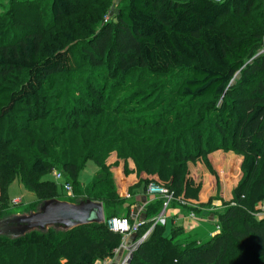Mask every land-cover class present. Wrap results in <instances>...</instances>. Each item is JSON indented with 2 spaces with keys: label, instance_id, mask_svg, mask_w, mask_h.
<instances>
[{
  "label": "trees",
  "instance_id": "16d2710c",
  "mask_svg": "<svg viewBox=\"0 0 264 264\" xmlns=\"http://www.w3.org/2000/svg\"><path fill=\"white\" fill-rule=\"evenodd\" d=\"M45 1L50 13L44 21L48 20L50 28L62 24L64 32L45 35L32 27L34 16L16 23L12 6L0 17V219L10 214L9 190L15 181L36 195L29 213L44 202L64 201L58 183L44 180L57 170L73 187L68 201L82 198L102 203L106 220L68 231L51 227L14 239L0 236V264H95L114 257L124 239L108 228L107 220L129 213L121 212L126 201L118 195L104 162L105 147L123 150L119 158L129 159L145 175L140 180L145 191L151 183H161L185 199L190 194L187 164L203 160L219 183L211 155L222 151L242 156V175L233 198L214 213L220 226L217 235L202 245L183 243L178 240L183 227L172 225L167 235V226L157 225L138 242L129 264H264V218L256 217L257 204L264 202V62L260 58L254 63L262 64L251 62L264 47V33L236 36L221 26L227 17H250L254 0H122L113 19L96 31L91 28L93 20L76 19L75 0H35L32 4L38 9ZM112 3L107 0L102 16L110 12ZM15 30L18 34L13 37ZM78 30L91 39L84 55L91 67L100 69L95 75L102 87L89 81L84 84L88 78L83 80L72 50L64 46V41L76 44ZM19 73L23 78L17 87L5 83ZM58 77L69 78L70 86L76 78L79 86L69 87ZM169 77L176 78L177 97L188 103L168 105L158 92V97L149 96L150 103L144 104L145 94L137 89L129 96L135 79L154 82ZM72 95L80 109H61L64 99L67 104L76 102ZM206 98H212L208 110L193 106L194 101ZM101 101L104 112L113 118L94 135L96 147L84 141L75 150L84 154L83 160L68 157L59 165L57 152L62 154L63 147L52 152L51 143L57 144L58 139L69 143L68 132L84 131L79 126L86 129L90 120L80 119L78 112L85 108L92 115L94 102ZM5 122L7 128L2 126ZM39 122L43 123L38 127ZM52 129L59 132L53 136L47 132ZM89 161L98 170L85 185L79 176ZM163 204L162 199H155L146 207L152 219L145 220L135 233L137 241L151 228ZM212 204L209 200L208 205L180 207L199 214V207Z\"/></svg>",
  "mask_w": 264,
  "mask_h": 264
},
{
  "label": "rangeland",
  "instance_id": "374dc122",
  "mask_svg": "<svg viewBox=\"0 0 264 264\" xmlns=\"http://www.w3.org/2000/svg\"><path fill=\"white\" fill-rule=\"evenodd\" d=\"M32 1H35V0H32ZM32 1L31 0H0V17H3L5 15L4 13L7 12L12 6V9H14L16 11V19L14 20L16 23H20V24L25 23L24 16L28 15L31 17L34 16V25L32 27L37 28L39 31L44 32L45 35L46 34L48 35V34L55 32V31H56L55 33H62L66 30L65 26H62V24L59 25L58 27L54 26V27L50 28V24H49L48 20L44 21V19H48V16L50 13L49 12L50 11V5L48 2H46V1L43 2V7L37 9L36 5L32 4ZM106 4H107V0H100V1H98V3H96L95 0H75L74 1V6H75L74 11L76 12L75 17H76V19L77 18L78 19H86L87 21L93 20L94 21L92 24L93 27H91V28H93L94 31L100 30L102 27H104L102 24H107L110 22V20L108 22H105L106 17L109 14L108 11L104 16H102V9H103V6ZM254 4L255 5L253 8V12H252L250 17H248V18H245V17H238V18L227 17L222 21V24H221L222 28L227 33H229L231 35H236V36L237 35H245V34H253V32L264 33V0H254ZM112 6H113V3L110 6V10H111ZM117 9H118V7L115 8V10H117ZM83 16H85V18H83ZM1 19L2 18H0V20ZM4 20L8 23H11L10 18L9 19L5 18ZM11 29H15V28H11ZM13 33H14L13 37H15L14 35L18 34L17 30H15ZM20 36H17V37H20ZM90 40L91 39L87 35V33L78 30L77 31L76 44H70V43H68V41H64V46H65V48L70 47V50H72L73 56L77 60L79 72L84 75L83 80L85 81V79L88 78L84 82V84L87 81H89L91 83H94L98 87H102V83L100 81L99 75H95V74L101 73L100 69H98L96 66L91 67L89 65V62H88L86 56L84 55V53L87 50L86 46H88L90 44L89 43ZM259 58L262 60V62H264V47L261 48V50L251 59V62L253 61V63H254L255 62L254 60L259 59ZM262 62H260V63L258 62L257 64H255V63L254 64L252 63V64L254 66V65L262 64ZM105 67L108 69L110 68V65L108 62L105 63ZM22 78H23V73L13 74V75H10L9 78H7L5 80V83L7 85L17 87V85H19L21 83ZM65 79H67V78H59V77L57 78V80L64 81L66 85H69V87L76 88L77 86H79V85L75 84L76 78H75L74 82H72L73 83V84H71L72 86H70L69 78H68V80H65ZM131 84L132 85H131V90L129 92V94H130L129 96L132 97L131 95L134 94L135 89H137V91H136L137 93L139 91H141V92L143 91L145 95L142 97H145V99H142V103H144V104L150 103V101L148 100L149 96L155 95V97H158V95H156L158 92L163 94L162 98L166 101V103H168V105H178L181 103H188V101H189L188 99H182L181 100L177 97L176 87L178 84H177L176 78H174V77H169V78H165V79L154 81V82L146 81L144 79L143 80H140V79L136 80L135 79L134 81L131 82ZM72 97L76 100V102L67 104V102H66L67 100L64 99V100H62L59 107L61 109L66 108L70 111L72 109H76L78 107L80 109V104H79L77 98L74 95H72ZM83 97H85V96H83ZM211 102H212V98H206L204 100L194 101L193 106L196 109L201 108L203 110H208V107H209ZM94 104H95L93 107L94 113H92V115H91V112L89 110H86L85 108H82V112L86 111L85 113H82L80 111L77 114V116L79 115L80 119H84V121H87V123L90 120L89 124H88L89 126L86 129H84V127L82 128V125H81L79 127H81L80 129H83L84 131L76 130L74 132H68L66 134L69 143L72 144L71 147H70V144L68 142L67 143L64 142L65 144H63V142H61L59 139H58L57 144H54L53 142L51 143L52 144V146H51L52 152L57 151L58 146L63 147V149L61 150L62 154H61V152H57V153H59L57 155L59 165H62L61 160L68 161V160L76 158V157L79 158L80 161L83 160L84 154L81 155V153H80L78 155L77 153H75V150H77L78 147H81L82 144L84 143V141L92 143L91 147H94L95 146V144L93 143L94 135L103 129L105 130V128H106L105 126L109 123L110 119L113 118L112 116H110L109 114L104 112V109H105V103L104 102L103 103H102V101H101V103L100 102L99 103L94 102ZM57 105H58V102L56 104L54 103L53 108H57ZM89 106H91V105H89ZM57 113H58V111L55 114H57ZM83 114H85V115L83 116ZM47 121H50V120H47ZM58 121L59 120H54V121H50V122H58ZM42 123L43 122H39L38 127L41 126ZM8 125H9L8 122L2 123V126H4L5 128H7ZM78 125H80V124H78ZM39 130H42V129H39ZM47 132L51 133L53 136H55L59 131L52 129V130H50V132L49 131H47ZM75 137H77V138H75ZM98 138H100L99 134H98ZM34 139L36 141V138H34ZM26 144H23V145L26 146ZM68 148L70 150H67ZM64 149H66V150L63 153ZM115 149L116 148L109 150L108 147L104 148L105 153H103L104 154L103 159H104V162L107 166L109 165V162L111 161L112 158L117 159V161H115L116 163L120 161L118 154L123 153L122 152L123 150H120V149L115 150ZM110 156H113V157L110 159L109 158ZM68 157H71V158L68 159ZM106 157H107V159H110L109 162L106 161ZM239 157L241 158V161H242V156H239ZM121 158H122V160L126 159L123 157H121ZM48 161H51V160L48 159ZM128 161L129 162H127V166H128V163H132L134 165V163L131 162L129 159H128ZM193 163H194L193 165H195L196 162H193ZM109 166H108V168H109ZM134 168H135L134 170H135L136 174L138 175L137 176L138 178L141 175L143 177H145L144 174H141L137 171L135 165H134ZM191 168H192L191 164H187L186 171L187 172H189V171L193 172L194 169L193 168L191 169ZM127 169L131 173V170L129 169V167ZM97 170H98V166L95 164L94 161L87 162L85 169L80 173V176H79L80 182L85 184V185L90 184L92 182V180L94 179V176H95ZM111 173L113 174V172H111ZM238 173H239V168H238V163H236V174H238ZM226 174L228 175V173H226ZM113 177H114V180L116 182V185L118 186V183H117V180H116L114 174H113ZM127 179H129V178H126L124 183H123V186H124L123 189L124 190L127 189ZM44 180H49V181L58 183L57 184V185H59L58 189H59L60 193L63 194L64 201L70 200L66 190L64 188L60 187L61 185H63L62 180L57 179L54 174L46 175L44 177ZM158 184H161V183H158ZM138 185H140V186L142 185V182L140 181V179H139ZM237 185H236V187H237ZM215 186H216V183H215ZM132 190H133V188L129 187L126 194L129 195L130 193H132ZM147 191H148V189L146 190V193H147ZM147 195H148V193H147ZM9 196H10L11 203H12L14 197H18L21 199V203L19 205H17V206L12 205L11 206V211L14 214H18V215L25 213V211L29 212L31 208L28 209V206L31 203H33V201L37 200L36 195L27 191L25 189V187L19 181H15L14 184L11 186V188L9 190ZM219 197L220 196L217 195L216 197H212L210 200H212L213 204H214L213 199H215V198L219 199ZM223 202H224V204H227V203H225L226 201H223ZM202 204L208 205L209 202L207 201V202L202 203ZM213 204L211 205V207H208V206L206 207L209 209L210 212L215 211V213H218L219 211L222 210L221 208H218L219 210H217V208H215L213 206ZM174 205L179 206L176 203L173 204V206ZM180 206H182V205L180 204ZM224 206L226 207V205H224ZM259 206H260V204L258 203L256 206V210L259 208ZM123 207L128 208V206L127 205L125 206V204ZM118 215H119V217L123 216V215H121V213H119ZM124 216H126V215H124ZM5 217H7V216H5ZM10 219L11 218H9L6 221L9 222ZM4 222H5V220L0 221V225L2 226V223H4ZM218 224H219V222H218ZM180 225L182 226V222L179 223V226ZM6 228L7 227L0 228V235H2L4 237L13 236L14 232H11L10 230H6ZM171 230H172V222L170 220V222L167 225L166 234L169 235L171 233ZM192 231L182 234L178 239L179 242L186 243L189 241L201 240L200 242H202L201 243V245H202V244L208 242L212 238L211 237L208 239L207 238L201 239V237H197L195 232L189 235V233H191ZM115 233H117V232H115ZM120 235H122V234L120 233ZM135 237L136 236H133L127 242L123 240L121 247L118 250H116L114 257L108 259L107 261L111 260V264H113L115 262V259H116L117 264H125V263L127 264V260L130 256V254H133V252L135 251L136 245L139 242L136 240ZM105 262H106V260L105 261H98L95 264H105Z\"/></svg>",
  "mask_w": 264,
  "mask_h": 264
},
{
  "label": "crops",
  "instance_id": "0c3cea01",
  "mask_svg": "<svg viewBox=\"0 0 264 264\" xmlns=\"http://www.w3.org/2000/svg\"><path fill=\"white\" fill-rule=\"evenodd\" d=\"M112 157L113 156H110L109 158L111 159ZM110 159H107L106 157V161L109 162ZM211 159L213 160L215 169L219 173V183L216 181L212 173H210L205 167L202 160L197 161V164L195 163V165H193L194 163H190L194 171H189V175L187 176L190 182L187 187L190 193H188L189 195L187 196V200H189L193 205H202V203H205L207 201L209 202L212 197H216L217 195H219V199H213V206L217 208V210H219L218 208H223V201L228 202L233 198L232 192L240 181L242 175L240 168L242 161L238 155L232 152L225 153L222 151H218L211 155ZM115 161H117V159L112 158L109 162L110 166H108L117 180L118 194L121 199L123 198L126 201L125 206H128V208L123 207L121 209V212L123 213L124 211H127L129 213V216L139 217V219L143 221L152 219V217L148 216L146 208L141 211V208H143L146 204L152 205L155 202V200H153V197L147 195L144 189V184L141 186L138 185L139 179H144V177L142 175L139 178L137 177L138 175L134 170V165L132 163H128L127 166V162L129 161L122 159H120V161L117 163ZM236 163H238L239 168L238 174H236ZM128 167L131 170V173L127 169ZM226 173H228V175ZM126 178L129 179H127V189L124 190L123 183ZM129 187L133 188V190L132 193L128 195L126 194V192ZM16 198L18 197H14L13 200ZM199 210H201V212L197 214L198 220L192 221L188 218L189 213L187 211L181 209L180 206L178 207L174 205L173 208L168 211L166 226L168 225L170 220L172 222V225L174 226H179V223L182 222V226L180 225L179 227H183L184 233L193 230L191 233H189V235L195 232L197 237H201V239L214 237L220 232L216 228V225H218V217L216 214H214L215 211L210 212L206 207H199ZM10 214L14 213L10 211ZM133 236L135 235H131L127 239V241H129ZM200 241L201 240H199L198 242L202 243ZM107 262L108 264H111V260ZM113 264H117L116 259Z\"/></svg>",
  "mask_w": 264,
  "mask_h": 264
},
{
  "label": "water",
  "instance_id": "95a60500",
  "mask_svg": "<svg viewBox=\"0 0 264 264\" xmlns=\"http://www.w3.org/2000/svg\"><path fill=\"white\" fill-rule=\"evenodd\" d=\"M186 2L188 0H176ZM222 2L225 0H211ZM9 218L10 221L7 222ZM5 220L0 228L7 227L6 230L14 232L13 236H7L14 239L22 236L32 230H48L56 228L57 230L68 231L75 227L102 223L106 220L104 206L102 203L86 201L82 198L71 201L50 200L42 203L36 211L25 212L23 214H9L0 219ZM17 230V231H16ZM2 236V235H0ZM132 254H130L127 264L130 263Z\"/></svg>",
  "mask_w": 264,
  "mask_h": 264
},
{
  "label": "built area",
  "instance_id": "2783aa9c",
  "mask_svg": "<svg viewBox=\"0 0 264 264\" xmlns=\"http://www.w3.org/2000/svg\"><path fill=\"white\" fill-rule=\"evenodd\" d=\"M121 1L122 0H113V6H112L108 16L106 17L105 22H108L109 20L111 21L113 19V17L115 16V14L117 12V10H115V8L118 7V5L120 4ZM53 174L56 176L57 179L62 180L63 187L66 190L68 196L72 197L73 196L72 185L65 183V179L59 171L55 170L53 172ZM147 193L149 196L154 198L153 200L162 199L164 201V204H163L162 211L160 212V214L158 216H156L153 219V221H154L153 225L147 231V233L142 237V239L139 241V243L149 236V234L153 231L155 226L166 225V221H167V217H168V211L173 208V204L175 202H177L181 205L194 206L192 203H190L189 200H187L185 198H181V197H176V195L174 194L173 191H171L167 187H164V186L157 184V183H151L148 187ZM20 203H21L20 198H16L12 201V204L14 206H17ZM147 206H148V204H146L143 208H141V211H143V209L146 208ZM256 217L258 219L264 218V202L260 203V206L258 208V212L256 213ZM188 218L192 221L198 220L197 215L195 213H190L188 215ZM144 223H145V221L139 219V217H132V216H122V217L117 216V217H113V218L107 220V225H108L109 229L114 231V232H117L119 234L121 233L123 235L124 241H127V239L131 235H133V234L135 235V233L139 230V228ZM216 228L218 231H220L219 224L216 225ZM139 243H137V245ZM137 245H136V247H137ZM105 264H108L107 260H106Z\"/></svg>",
  "mask_w": 264,
  "mask_h": 264
},
{
  "label": "bare ground",
  "instance_id": "6f19581e",
  "mask_svg": "<svg viewBox=\"0 0 264 264\" xmlns=\"http://www.w3.org/2000/svg\"><path fill=\"white\" fill-rule=\"evenodd\" d=\"M12 205H13V204H12ZM13 206H14V205H13ZM179 206H180V205H179ZM179 206H178V207H179ZM181 209H182V207H181Z\"/></svg>",
  "mask_w": 264,
  "mask_h": 264
}]
</instances>
